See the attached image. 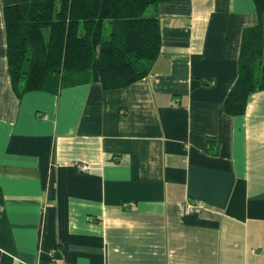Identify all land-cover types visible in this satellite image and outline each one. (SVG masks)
Returning a JSON list of instances; mask_svg holds the SVG:
<instances>
[{
  "label": "crops",
  "instance_id": "1",
  "mask_svg": "<svg viewBox=\"0 0 264 264\" xmlns=\"http://www.w3.org/2000/svg\"><path fill=\"white\" fill-rule=\"evenodd\" d=\"M28 1L0 0V264H264V90L223 107L254 1H163L145 77L17 94L3 7Z\"/></svg>",
  "mask_w": 264,
  "mask_h": 264
},
{
  "label": "trees",
  "instance_id": "2",
  "mask_svg": "<svg viewBox=\"0 0 264 264\" xmlns=\"http://www.w3.org/2000/svg\"><path fill=\"white\" fill-rule=\"evenodd\" d=\"M166 0H29L3 7L7 71L17 94L58 92L97 80L120 88L145 77L160 52L155 15L146 9ZM258 23L247 27L238 76L223 107L245 111L249 96L264 90V0H253Z\"/></svg>",
  "mask_w": 264,
  "mask_h": 264
},
{
  "label": "built area",
  "instance_id": "3",
  "mask_svg": "<svg viewBox=\"0 0 264 264\" xmlns=\"http://www.w3.org/2000/svg\"><path fill=\"white\" fill-rule=\"evenodd\" d=\"M82 168H86V165H83ZM197 208H198V204L196 201H189V202H186L184 205V212L185 213L193 212Z\"/></svg>",
  "mask_w": 264,
  "mask_h": 264
},
{
  "label": "rangeland",
  "instance_id": "4",
  "mask_svg": "<svg viewBox=\"0 0 264 264\" xmlns=\"http://www.w3.org/2000/svg\"><path fill=\"white\" fill-rule=\"evenodd\" d=\"M153 9V5L149 6L146 11H145V14L146 15H149L151 13V10Z\"/></svg>",
  "mask_w": 264,
  "mask_h": 264
}]
</instances>
